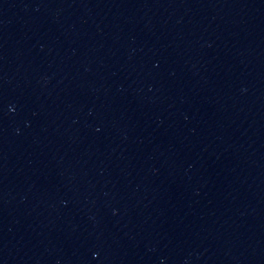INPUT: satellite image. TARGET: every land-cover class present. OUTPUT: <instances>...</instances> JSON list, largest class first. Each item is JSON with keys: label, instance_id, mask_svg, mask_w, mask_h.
Masks as SVG:
<instances>
[{"label": "water", "instance_id": "water-1", "mask_svg": "<svg viewBox=\"0 0 264 264\" xmlns=\"http://www.w3.org/2000/svg\"><path fill=\"white\" fill-rule=\"evenodd\" d=\"M0 264H264V0H0Z\"/></svg>", "mask_w": 264, "mask_h": 264}]
</instances>
